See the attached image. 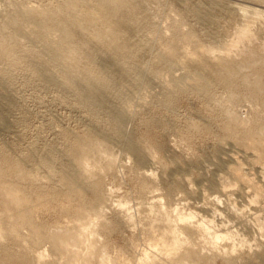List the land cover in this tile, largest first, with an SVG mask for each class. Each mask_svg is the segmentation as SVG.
Instances as JSON below:
<instances>
[{"label": "rangeland", "instance_id": "obj_1", "mask_svg": "<svg viewBox=\"0 0 264 264\" xmlns=\"http://www.w3.org/2000/svg\"><path fill=\"white\" fill-rule=\"evenodd\" d=\"M91 1L67 13L91 53L119 76L105 108L80 103L64 81L35 77L25 61L15 64L42 57L54 79L68 70L80 81L87 59L75 43L58 50L68 58L56 63L49 51L60 41L57 29L40 35L22 20L18 33L9 30L19 46L18 55L0 57L11 101L0 129V264H264V181L253 171L259 166L264 178V0H133L143 28L137 40L148 41L137 50L138 74L114 65L111 29L98 12L108 0ZM64 2L0 0V24ZM92 98L86 91L81 102ZM225 153L236 158L222 166ZM80 154L87 176L76 175ZM9 189L18 191L19 208ZM211 232L231 237L213 245ZM59 236L68 240L63 248Z\"/></svg>", "mask_w": 264, "mask_h": 264}, {"label": "bare ground", "instance_id": "obj_2", "mask_svg": "<svg viewBox=\"0 0 264 264\" xmlns=\"http://www.w3.org/2000/svg\"><path fill=\"white\" fill-rule=\"evenodd\" d=\"M82 1H84V0H65L64 4H62V7L59 10H56V11L54 10L53 12H50L48 14H42V13L39 14V15L35 14L36 16L35 15L32 16L33 13L30 14V15L29 14L28 15H17V16H14L12 18V20L8 24H7L8 20L5 23H3V21H2L3 24H0L1 25L0 26V40L2 39L4 41L5 46H3L4 44L2 45L0 43L1 44V46H0V57H1V59L3 58L2 60H4V58L8 54V52L10 54H12V53L15 54L14 52H18L17 48H18L19 45L17 43L16 35H13V33L9 32V30L10 29H14L18 33V31H19V29H18L19 23L22 24L20 22L22 20H27L31 24H33L38 29L39 34L42 32L41 30H45L46 32L47 31L49 32V30H52L53 28L57 29L59 34H60V38H59L60 41H58L59 43L57 44L56 50L49 51L50 54H51L50 61L51 62L57 61L56 63H58L61 58H68V56L65 55L63 50H60L59 52H58V50L60 48L65 47V45L75 43V48H73L72 50L75 51V52H78L79 56L81 58L84 57L85 59H87V62H86L85 67L83 69V77L81 78L80 81H77L72 76V73L70 71H68V70H64L62 72V79L61 80L54 79L45 70V67L43 66L45 64V62H44L42 57H37V56H34V55H30L27 58H25L24 60H17L15 64L17 65V64L22 63V62L25 61V63L30 67V69L32 71V74L35 77H38L39 79L44 80V82H46L48 84L57 83V82H63L64 81L66 86L68 88H70L71 90H73L75 95L77 94V97H78V100H79L80 103H82V104H84L86 106H89V107H92L94 105L99 104L97 106V108L101 109V108H105L106 107V103H108L107 97L105 96L106 90H108L119 79V76L116 75L117 73H115V71H114L116 69L111 70L110 67L109 68L105 67L104 65H105L106 62L103 59H101L100 57H98L96 54L91 53V50L94 49V48H91L88 44H86L85 42H83L79 38V33L82 32V31L77 27V25H76L77 22L75 23V21H77V19L74 20L71 17H69L67 12L71 8L75 9L76 7H78L80 4H82ZM88 1L89 0H87V2ZM93 1L94 0H92L91 2H93ZM84 5H83V7H84ZM136 5L133 2V0H108V1H102V2H100L98 4V12H99V14L102 15V18L104 17L106 19V23H107V25L110 26V29H111L110 35H111V38L113 40L112 43L114 44V47H115L114 52H113V55L115 57L114 65L115 66H119V68L118 67L117 68L120 71L121 70H125V72H127V73H131L132 71H133V73H137V71L134 68L136 66L137 62L139 61V58L136 56L137 50L145 51V48L148 45V44H146L148 41L143 42L142 40H137V39H140V33L143 32V28L141 29L142 23L140 21H138L137 18H136L137 15H138V7H139L138 5L137 6ZM79 8H80V6L78 7V10H82V9H79ZM76 10L77 9H75L73 12H75ZM78 10L76 11L77 15H78ZM70 11H72V10H70ZM85 11L88 13L87 10H84V13H86ZM98 12H97V14H98ZM95 13H93V14H95ZM190 13L196 16L197 11L194 8H191L190 9ZM70 14L73 15L74 13H70ZM80 14H79V16H80ZM77 15L75 17H77ZM81 16L86 17L85 14L84 15L81 14ZM89 16H92V15H89ZM87 18L88 17H86V19ZM79 19H80L79 22L81 23V18H79ZM95 21H97V20H95ZM102 23L105 24V22H102ZM44 32H43V34L46 33V32L45 33ZM46 35H49V34L46 33ZM94 40H95V43H96L97 40L96 39H94ZM187 40H189V38H187ZM3 41H1V42H3ZM73 54H74V52H73ZM15 55H18V54H15ZM15 55L11 56V58L15 57ZM16 57H15V60H16ZM11 58L9 59V61L11 60ZM81 58L79 59V61L81 60ZM161 58L162 59L160 61L164 62V60H165V63H166V58L165 57L164 58L161 57ZM74 59H76V58H74ZM15 60H13V61H15ZM126 60H130L131 64L130 65H126V63H125ZM119 74L121 75L122 73H119ZM136 75H135L136 82L138 80L142 79L141 77H139L140 79H138V76H136ZM3 87L4 86L0 82V129L4 128L3 121L5 119V115H4L3 107L10 106V102H11L10 99L5 95V93H3V91H2ZM86 91H91L94 94V98H92L93 100L92 101H88L87 102L88 104L85 103V102H81L83 94H85ZM112 109H113L112 112L117 110L116 108H112ZM110 122H111V120H110ZM113 123L115 124V125H113V127L119 132L122 130V128L125 125V122H124L123 117H122L121 114L115 116V118L113 119ZM263 134H264V132H263ZM263 137L261 139L262 142H263ZM122 140H124V138H122ZM127 140H128V137L125 140L126 149L129 152H131V153H135V151H137V147H135V145L132 142V140L129 139L128 143H127ZM231 145H233V144H231ZM260 148H261L260 151L261 152L263 151V153H264V144L261 143L259 149ZM104 153H103L104 155H106V154L108 155L107 152H104ZM239 154H241V153L239 152ZM247 154H249V153L242 152L241 155L243 157H245V158L253 159L252 158L253 155L249 154L250 156L249 155L247 156ZM104 155H101V157L104 156ZM224 156L225 157L222 158L223 160H221L222 166H226L227 163L234 162V160H235L234 159V156H235L234 154L225 153ZM235 158H236V156H235ZM106 159H108V157ZM139 161H141V159H139ZM75 162H76L75 165L76 164L77 165L76 166L74 165V167L78 168L77 174H76L78 177L80 175L90 174V169H89L90 165L88 164L89 163L88 159L86 158V156L84 154H80L76 158ZM109 163H110V161H109ZM149 163L150 162L148 161V164ZM251 163L254 164L253 161ZM222 168H224V167H222ZM21 170L22 169H19L20 172H21ZM262 170L263 169H261L257 165H255L253 167V171L256 174L257 180L264 181V178H263V175H262ZM18 174H20V173L18 172ZM23 179H25V178H23ZM6 193L9 195L8 197H9V199L11 201L10 202L11 205L14 204L15 206H17L19 208L20 205H21V197H20L18 191L15 190V189H9L8 191H6ZM192 218H193L192 215L187 216L186 219H184V222H188ZM201 226H202L201 224L197 225V228L201 229ZM90 227L88 226L89 230L91 229ZM88 229L87 230L84 229V230L85 231H89ZM203 230L207 231V229H203ZM208 232H210V231L208 230ZM208 232H206V233H208ZM85 234H87V233L85 232ZM207 237H209V236L207 235ZM211 237H212L211 238L212 239L211 240L212 244L216 245L218 243V241H223V240L227 241V239L229 241L230 240L229 237H231V235H229L227 233L224 236H221V234L220 235L219 234H213ZM77 239H78V237H77ZM54 240H56V242H58L60 244L61 248H63L66 245V243L68 242V240H66L64 237L60 238V236L59 237H55ZM177 243H178V240H177ZM178 245H179V243H178ZM179 246L177 247V244H175L174 246H172V248L170 250H168L166 252L167 253H170L171 251L174 252L175 250H177L179 248ZM177 251H175V252H177ZM224 255H225V253H224Z\"/></svg>", "mask_w": 264, "mask_h": 264}]
</instances>
